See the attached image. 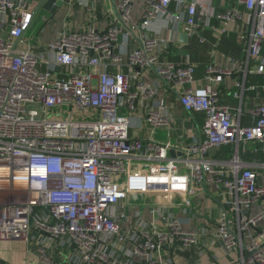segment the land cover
<instances>
[{
  "label": "built area",
  "instance_id": "1",
  "mask_svg": "<svg viewBox=\"0 0 264 264\" xmlns=\"http://www.w3.org/2000/svg\"><path fill=\"white\" fill-rule=\"evenodd\" d=\"M172 1L143 0L135 27L146 29L157 18L182 21L187 13L184 33L195 35L202 5L175 0L179 11L171 13ZM132 2L122 0L106 28L58 30L54 39L32 44L23 34L34 21V2L0 0V241H65L71 264H159V254L171 249H210L200 244L205 236L226 253L237 251L227 264H264V171L240 157L248 142L264 153V100L245 124L241 109L220 105L217 88L239 69L237 98L242 88L264 91V84L245 85L249 74L264 73V0H236L240 10L216 15L244 22V56L208 63L201 86L188 57L163 58L157 35L140 32L132 52L117 50L120 33L126 43L133 32ZM150 72L176 89L185 112L204 114L199 137L183 149L130 136L129 115L138 107L146 108L150 133L172 123L171 108L154 99L158 82L143 79ZM223 146L232 147L229 158L212 159L210 152ZM137 195L161 198L135 204ZM194 196L210 197L221 209L205 231L187 227ZM44 248L38 246L36 264H59Z\"/></svg>",
  "mask_w": 264,
  "mask_h": 264
},
{
  "label": "crops",
  "instance_id": "2",
  "mask_svg": "<svg viewBox=\"0 0 264 264\" xmlns=\"http://www.w3.org/2000/svg\"><path fill=\"white\" fill-rule=\"evenodd\" d=\"M122 0H67L66 3L58 10L57 13L50 16L43 12V22L40 27L38 42H45L54 39L58 30L76 31L83 30L89 26L103 29L116 21L119 14V6ZM192 1V0H191ZM203 7V13L200 14L203 24L198 26L199 30L195 35H188L186 42L179 40L180 33H184V18L182 21L173 22L168 19L157 18L151 22L148 28L141 29L140 24L141 14L144 8L143 0H133L131 6V38L124 43L123 33H120V41L117 50L128 55L138 45L140 32L146 35H157L161 38L159 49L163 54V58L174 63H183L188 57L194 64L196 85L201 86L205 83V67L210 62L220 64L228 63V58L241 60L244 56L242 51L244 29L243 21L224 22L216 18L218 13H221L233 6H237L236 0H195ZM35 5V3H34ZM171 13H178L179 8L173 0L169 6ZM185 14L183 13V16ZM185 17V16H184ZM35 19V17H34ZM33 19V20H34ZM47 21H46V20ZM208 20V24L205 23ZM35 21V20H34ZM33 21V22H34ZM33 24V23H32ZM39 27V28H40ZM28 30V29H27ZM122 70L132 72L134 69L129 65H122ZM242 70L237 69L233 75L226 77L223 83L219 84V103L220 105L229 106L233 111H242V123L250 124L252 118L249 111L255 104L264 100V91L260 88L256 91L246 90L242 88L240 97L237 98L234 93L238 92L235 87V81L241 77ZM143 79L149 85L157 84L158 94L154 98L156 101L165 103L171 108L172 123L170 128L158 130L150 133V129L144 121L146 108L138 107L133 113H130V136L148 139L149 137L161 142L174 144L178 149H183L184 145L198 138L201 127L203 126L204 114L201 112L187 113L180 107L176 98V89L167 87L160 82L157 76L150 72ZM250 84H264L263 74H249L246 81V86ZM180 152V151H179ZM232 152L231 146H223L214 149L210 152V157L215 160H226ZM241 160L246 161L259 173L264 170L261 165L264 163V153L259 150V144L248 142L245 144L244 151L240 155ZM179 200V196H174ZM192 206L188 215L191 217V223L187 227H195L200 231L207 230V222L218 218L221 214L220 207L210 197H193ZM258 210V205H255L249 212L254 213ZM172 213L183 215L178 207H172ZM142 217L147 222L152 220L148 211L142 212ZM32 246L30 248V243ZM41 240L34 239L28 243L22 240L0 241V258L2 264H36V252L38 246L45 247L47 253L51 254L59 264H71L69 262V245L67 242H57L55 240H46L42 245ZM201 245L209 247L199 251L197 247L184 249L168 250L161 252L158 256L159 264H227L229 260H233L237 256L236 250L228 251L227 253L219 245H209L208 238L203 236Z\"/></svg>",
  "mask_w": 264,
  "mask_h": 264
},
{
  "label": "water",
  "instance_id": "3",
  "mask_svg": "<svg viewBox=\"0 0 264 264\" xmlns=\"http://www.w3.org/2000/svg\"><path fill=\"white\" fill-rule=\"evenodd\" d=\"M32 2L35 3V7L32 12V17H36L39 14V11L48 13L50 16L54 15L64 5V3L67 2V0H32ZM184 16H185L184 22H186L188 19L187 13H185ZM198 30L199 28H197V31ZM187 38H188V34L180 33L179 40L181 42H186ZM169 154L170 156L175 155L174 149H171L169 151ZM177 154L180 155V152H177ZM224 208L226 209L227 207L224 206Z\"/></svg>",
  "mask_w": 264,
  "mask_h": 264
},
{
  "label": "rangeland",
  "instance_id": "4",
  "mask_svg": "<svg viewBox=\"0 0 264 264\" xmlns=\"http://www.w3.org/2000/svg\"><path fill=\"white\" fill-rule=\"evenodd\" d=\"M35 21L33 22V24L31 25V27L28 28V30H26L23 34V39L27 40L29 43L32 44H36L38 42V36L36 35V33L40 34V30L42 29L41 26L42 24V20H43V11H39V14L35 17L34 19ZM46 20V19H45ZM47 21V20H46ZM40 27V28H39ZM119 179H123V174L119 176ZM161 198V196H156L154 198L148 196V197H144L141 195H137L136 198H134L133 203H137V204H145V203H151L154 202V200H159ZM165 201L166 199L164 197H162ZM144 199V200H143ZM164 203V202H163ZM32 242L30 243V248L32 246Z\"/></svg>",
  "mask_w": 264,
  "mask_h": 264
}]
</instances>
